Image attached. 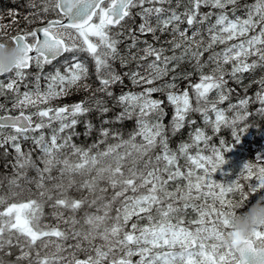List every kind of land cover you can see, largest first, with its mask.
I'll return each instance as SVG.
<instances>
[{
	"label": "snow or ice",
	"instance_id": "6c2138e0",
	"mask_svg": "<svg viewBox=\"0 0 264 264\" xmlns=\"http://www.w3.org/2000/svg\"><path fill=\"white\" fill-rule=\"evenodd\" d=\"M173 2L40 0V7L32 13L40 26L10 37L20 54L9 72L14 77H7V83L0 80V96L10 92L14 97L10 109L0 104V113H4L0 115V149L7 155L11 148L16 154L9 194L0 195V254L11 256L13 248L18 250L15 261L8 264H264V258L254 254V244L264 243V230H256L252 239L236 251L216 243L223 235L221 226L227 227L228 218L236 211L234 195L240 194L238 203L244 206L253 194L264 192V154L257 155L255 162H245L235 179L220 183L212 177L227 163L223 153L231 151L232 146L221 140L219 148L210 147V137L196 128L194 134L190 133L192 142L181 143L174 151L167 135L169 127L172 135L178 133L188 114L196 112L213 131L231 127L235 144L240 143L241 133L249 126L238 129L237 125L247 120L252 98L245 96L236 104L229 103L226 110L218 105L230 101L235 91L227 87L226 77L241 83L243 73L264 68V0L245 6L243 17L235 15L239 0H175V7ZM182 4L183 11H178ZM30 6L37 7L35 0ZM202 8L213 11L201 12ZM50 13L53 18H48ZM137 16L140 23L129 25L128 21ZM212 17L215 19L207 26L205 40L197 26ZM182 24L187 27L181 28ZM5 27L0 24V32ZM157 32L170 33L171 40L165 41L170 47L156 46ZM149 34L156 43L141 39ZM125 40L130 43L126 44V53H121L119 45ZM217 45L225 47L213 52ZM206 52L211 53L207 61L203 59ZM77 53H87L94 62L99 82L94 90L86 83L89 67ZM66 54L73 55L64 61V72L57 68L49 74L44 90L37 76L35 89L20 93L18 85L30 67L43 69ZM116 61L121 68L136 62V68L120 72L114 66ZM183 63L192 64L199 74V81L188 86L191 93L188 89L176 91L179 79L194 74L179 73ZM209 64L214 67L205 73L203 69ZM224 65H231L230 71ZM5 74L0 70V76ZM125 77L141 91H122L115 96L113 87H124ZM256 82L260 90L255 100L264 113V77ZM73 88L90 91L93 99L51 106V101L70 95ZM213 91L215 99L209 96ZM154 93L165 94L174 106L170 126L163 123V101L153 99ZM105 96L114 100L113 107L122 110L114 119L102 120L99 138L92 145L75 144L78 117L92 111L103 116L111 110ZM29 108L35 111H27ZM14 111L16 114H12ZM226 111L234 112L231 119ZM209 113L215 115L214 120ZM132 119L136 126L126 139L120 129L103 126ZM54 123L58 127L53 128ZM45 128L51 129L50 135L44 133ZM6 129L10 130L7 135ZM86 129L88 135L93 126L88 123ZM29 133L39 135L31 137L35 149L26 152L22 141L30 139ZM109 139L116 142L108 144ZM101 144L106 147L100 149ZM157 148L158 153L154 152ZM192 148L196 149L194 155L190 154ZM36 149L39 155L34 159ZM206 149L210 155L204 154ZM181 158L190 165L186 171L178 163ZM141 162L142 168L138 166ZM28 170L35 171L36 177L28 179ZM54 171L58 175L53 176ZM77 176L83 179L78 182ZM21 177L35 183L38 198L29 195L15 199L23 194L18 183ZM240 179L249 181L247 192ZM180 180L186 183H176L170 190V182ZM72 190L81 195L72 196ZM46 204L53 210L55 223L43 222ZM82 209L83 216L78 218ZM188 209L196 218L188 220L187 225L194 228L186 226ZM141 220L146 223L142 225ZM3 255L0 264H5ZM134 256L139 259L134 261Z\"/></svg>",
	"mask_w": 264,
	"mask_h": 264
},
{
	"label": "trees",
	"instance_id": "16d2710c",
	"mask_svg": "<svg viewBox=\"0 0 264 264\" xmlns=\"http://www.w3.org/2000/svg\"><path fill=\"white\" fill-rule=\"evenodd\" d=\"M33 0H0V24L6 25L3 29V32H0V39L1 38H7L10 39L14 34L18 32H23V31H31L32 28L36 25L39 24V20H37V17L32 15V13L36 12L38 8L40 7V0H35V3L37 5L36 8L31 7L30 5L32 4ZM186 3V0H184ZM254 2V0H239V4L237 5V10L235 15L243 17L245 15V6L251 5ZM173 7H175V0L173 2ZM178 11H183V4L181 7L178 9ZM201 12H206V8H202ZM12 13V15H10ZM231 15V13H230ZM48 18H53L52 14H49ZM214 18L212 17L208 22H206L204 25H198L197 27H200L202 32H204V38L207 40V26L209 23L214 22ZM15 21V23H14ZM30 21H35L33 23H30ZM186 24H182L181 28H186ZM159 37V43H156L153 41V37L151 34L147 35L146 37H141V39H147L150 43H156V46L159 47L161 44L164 45V47L168 48L170 45L166 44L165 41L171 40V35L170 33H164L161 34L157 32L156 34ZM130 43V41L125 40L124 43H121L119 45L121 53H126V44ZM231 43V42H229ZM140 47H143V45H140ZM225 45H217L214 47L212 50L213 52H219L221 51ZM136 49H133V52H136ZM171 55V53H167ZM211 53L206 52L204 54L203 59L207 61L208 56ZM69 55V54H68ZM76 55L79 56V59L83 61L85 64L88 65L89 67V78L86 81L89 85H91L92 89L94 90L95 88L98 87L99 82L96 78L95 75V66L94 62L91 59V57L87 53H77ZM68 59V56H65L64 59L55 61L51 65H45L43 69L37 68L36 66H32L29 70H27L28 75L26 78L20 82L18 85L20 93H23L24 91L28 90H34L35 86L37 84V76H39V86L41 90H44L49 81L46 79V77L49 76V74H54L57 68L61 71V73L64 72L65 70V65L64 61ZM251 59H255V57H252ZM115 68L120 71V72H125V71H130L133 70L136 66V62H132L128 68H121L119 61L115 62ZM214 65L209 64L207 67L203 69L205 73H208L207 70L209 68L212 69ZM224 67L227 70L231 69V65H224ZM179 73H185V72H192L194 73L189 77V79H179L177 81L178 88L176 91L182 92L185 89H188L191 93V89L188 87L189 84H194L199 81V74L194 72V69L192 67V64L190 63H183L180 65L179 69L177 70ZM256 74L255 77L252 75ZM171 75V74H170ZM243 80L241 83H236L232 80H228V85L227 87L234 89L231 93L230 96V101H225L222 104H219L218 107L221 109H228L229 103L236 104L238 103V100L240 98H243L245 96L251 97L252 101L248 107L247 111L249 113V116L247 120L241 122L240 124L237 125V128L244 127L245 125H248V129L245 133H241L240 137V143L235 144L234 137L232 135V128L228 126H221L220 130L213 131V127L211 124H206L204 121L203 116L200 113L192 112L188 114L186 117L185 125L183 128L180 129L178 133L175 135L171 134L170 127L167 132L168 135V142L169 146L172 150L176 151L178 149V146L181 143H191L190 139V133L195 132L196 128L202 129L207 136L210 137V140L208 141V144L210 147H220V141L223 140L225 141V144L227 146H232V149L238 152V157L242 159L243 163L245 162H255V158L257 155L264 154V113L260 112L259 109L261 108V105L255 100V94L260 90V85L256 82L259 81L260 76L264 77V68H258L254 72H248V73H243ZM13 76V73L8 74L7 77ZM169 77H166L165 80H169ZM5 83H7V78L4 80ZM159 83H164V81H160ZM124 89L130 90L133 88V85L131 82L125 77L124 79V87H121L120 85H116L113 87V92L114 93H119L120 90L122 91ZM211 99H215L216 93L213 91L212 93L209 94ZM13 94L8 93L7 96H0V104H5L7 105V108L12 107L11 101L13 100ZM153 98L159 99L163 101L162 103V108L164 109L165 115L163 118V123L166 126H170L173 115H174V106L170 105L167 101V97L163 93H154ZM91 100L93 99L91 92L90 91H84L83 89L77 90L73 88L71 90V94L68 96H65L61 99H56L51 101V106H59L61 105L60 102H67V103H75L79 102L81 100ZM104 99L107 101V106L111 109L107 114L101 116V114L97 111H92L88 113L85 116H80L78 117L79 123L75 127V132L78 135L73 136V142L79 146L82 147H88L92 145L94 142H96L99 138V128L102 126V120L103 119H114L115 116L118 114L116 111L117 107H113L112 99L107 98L106 96ZM191 103L195 105V97L191 96ZM48 105H39V107H46ZM18 111V110H17ZM27 111H35V108H29ZM4 113H0L2 115ZM12 114H16V111H14ZM225 115L231 119V117L234 115V112L231 111H226ZM209 117L211 120L215 119V115L213 113H209ZM194 120L195 123L191 124L189 121ZM90 123L93 126V130L90 134L86 135V124ZM104 127H112L114 129H120L124 138L126 139L128 137L129 132H131L135 128V119L132 120H125L122 123L116 124L113 123L111 125H103ZM53 128L58 127L56 125L52 126ZM46 129V130H45ZM43 129L44 133L47 135L51 134V129L50 128H45ZM4 131H10V130H4ZM30 139L27 141H22V148L25 151L30 150V149H35V146L33 145V142L31 140V137L33 135H39L38 133H29L28 134ZM116 141L109 139L107 141L108 144L115 143ZM100 149H104L106 147L105 144L99 145ZM201 148L204 147L203 143L200 145ZM96 149H93L95 151ZM38 151L36 149L33 151V158L35 159V153ZM160 151L159 148L155 149L154 152L158 153ZM196 153V149L192 148L190 149V154L194 155ZM228 152H224V158H226ZM204 154H211L209 150H205ZM15 152L11 148L8 149V154H5L4 149H0V195L6 193L9 188V181L11 180L12 177H14V169L12 167V164L14 162L15 158ZM73 159H76L73 157ZM147 159V158H145ZM178 163L184 168L186 171L188 167H190L189 164L186 163V161L181 158ZM139 167H143V162H141ZM230 172H232V179H235L238 175V172L234 169H230ZM35 173L33 170H28L27 172V177H34ZM53 176L58 175L57 172L52 173ZM23 178V177H22ZM214 180H217L219 178V175L216 173L212 177ZM83 179V177H79L77 179L78 182H80ZM231 181V180H230ZM242 185H244V191L247 192L248 188L247 185L249 181H245L243 179H240L239 181ZM176 183H179L183 185L186 183L183 180L176 181V182H170L169 188L172 190L175 186ZM251 183H256L255 178L251 181ZM31 185H35V183H31ZM111 189H109L108 195H111ZM262 193V192H261ZM72 196L79 197L81 193L76 192L75 190H72L71 192ZM260 195V192L253 194L248 201L244 202V206L241 207L240 209H237L236 211L238 213H242L247 211L249 208L248 203H255V200L257 197ZM33 198H38V197H33ZM235 202H238L241 200V196L239 193H236L233 197ZM250 201V202H249ZM251 204V205H252ZM219 206V205H218ZM52 208L48 206L47 204L44 207V213L45 216L43 218L44 223H55V221L52 219L51 213H52ZM83 209L78 213V218L83 216ZM183 215V213H182ZM195 213L192 212L191 209L187 210V215L185 217V222L187 224L188 220L195 219ZM140 223L143 225L146 223V221L141 220ZM63 227V225H62ZM69 243H72V241H69ZM18 253V250L16 248L12 249V255L11 256H6L3 254V259L5 260V264H8L9 261H15V257ZM132 259L135 261L139 259V257H132Z\"/></svg>",
	"mask_w": 264,
	"mask_h": 264
},
{
	"label": "clouds",
	"instance_id": "9594fccd",
	"mask_svg": "<svg viewBox=\"0 0 264 264\" xmlns=\"http://www.w3.org/2000/svg\"><path fill=\"white\" fill-rule=\"evenodd\" d=\"M19 49L7 42H0V70L9 73L14 70ZM236 210L241 205L234 202ZM222 237L216 241L221 248L238 250L245 241L252 239L256 230H264V195H259L245 212L235 213L228 218L227 227L221 226ZM254 254L257 258H264V243L254 244Z\"/></svg>",
	"mask_w": 264,
	"mask_h": 264
},
{
	"label": "rangeland",
	"instance_id": "374dc122",
	"mask_svg": "<svg viewBox=\"0 0 264 264\" xmlns=\"http://www.w3.org/2000/svg\"><path fill=\"white\" fill-rule=\"evenodd\" d=\"M139 9H134L133 11L135 12V11H138ZM209 11H213L212 9H210V8H206V12H209ZM215 19V18H214ZM140 23V18L137 16V17H135V20L134 21H132V20H129L128 21V24L129 25H132V26H135V25H138ZM231 43H236V41H231ZM135 68H136V66H134ZM134 68V69H135ZM133 69V70H134ZM211 71V68H209L208 70H207V72H210ZM230 71V70H229ZM255 75L256 74H253L252 76L253 77H255ZM261 77L262 76H260V78H258V79H261ZM226 79H228V80H231L229 77H226ZM131 91H133V92H140L141 91V88H139V87H134L133 86V88H131L130 89ZM122 91H124V92H126V91H129V90H127V89H124L123 88V90ZM121 90H120V92L119 93H114V95L115 96H119L120 94H121V92H122ZM97 95L99 96V95H102V94H100V93H97ZM153 98V97H152ZM153 99H155V98H153ZM112 101H114V100H112ZM65 104H69V103H62L61 105H59V106H63V105H65ZM114 103H112V105H113ZM117 111V113H119L122 109L120 108V107H117V109H116ZM53 125H56V126H58V123H54ZM6 130H8V129H6ZM46 130V129H45ZM8 132L9 131H4V134L5 135H7L8 134ZM39 134V133H38ZM34 145V144H33ZM35 146V145H34ZM26 152L27 151H29V150H25ZM39 155V151H36V153H35V156L37 157ZM226 161H227V163L225 164V165H223L222 166V168L217 172V174L219 175V178L217 179V180H214V181H216V182H220V183H225V182H230V180H232V172H230V169H234V170H236L238 173H239V171H240V169H241V167H242V165L244 164L243 163V161H242V159H241V157L239 158L238 157V152L237 151H235V150H233V149H231V151H229L228 153H227V155H226V158H224ZM34 173H35V171H33ZM222 173H224V174H227V175H222ZM216 174V173H215ZM36 177V173H35V175H34V177H28V179H33V178H35ZM80 176H77L76 177V180L79 178ZM14 177H12L11 179H13ZM254 179V178H253ZM66 182V181H65ZM18 183L21 185V187L23 188V194L20 196V197H18V198H15V199H26L29 195H32V194H30V193H34V192H36L37 190H36V186L35 185H31V183H27L26 182V180L24 179V178H20L19 180H18ZM29 189L31 190V192H29ZM9 190H10V186H9V188H8V191L6 192V193H4V194H2V195H8L9 194ZM13 191H17V192H19L21 189L20 188H13L12 189ZM260 195H264V192H262V193H260ZM256 201V200H255ZM11 202V201H10ZM250 202V201H249ZM196 203H201V201H197ZM209 203H211V201H209ZM251 204L252 203H248V206L250 207L251 206ZM217 207H218V205H217ZM238 212H239V210H238ZM186 226H188V227H195V225H187L186 224ZM80 256H81V258H83V253H80L79 254Z\"/></svg>",
	"mask_w": 264,
	"mask_h": 264
},
{
	"label": "flooded vegetation",
	"instance_id": "af4514ba",
	"mask_svg": "<svg viewBox=\"0 0 264 264\" xmlns=\"http://www.w3.org/2000/svg\"><path fill=\"white\" fill-rule=\"evenodd\" d=\"M0 42H7V43L11 44L10 39H7V38H1ZM30 194H32V197H36V195H35L36 192L30 193Z\"/></svg>",
	"mask_w": 264,
	"mask_h": 264
},
{
	"label": "water",
	"instance_id": "95a60500",
	"mask_svg": "<svg viewBox=\"0 0 264 264\" xmlns=\"http://www.w3.org/2000/svg\"><path fill=\"white\" fill-rule=\"evenodd\" d=\"M40 25H37V26H35L34 28H36V27H39Z\"/></svg>",
	"mask_w": 264,
	"mask_h": 264
}]
</instances>
